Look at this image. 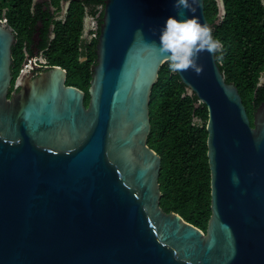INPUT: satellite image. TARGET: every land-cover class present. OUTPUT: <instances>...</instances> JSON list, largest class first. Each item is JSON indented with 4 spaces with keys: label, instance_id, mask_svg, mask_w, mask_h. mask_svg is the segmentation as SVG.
<instances>
[{
    "label": "water",
    "instance_id": "95a60500",
    "mask_svg": "<svg viewBox=\"0 0 264 264\" xmlns=\"http://www.w3.org/2000/svg\"><path fill=\"white\" fill-rule=\"evenodd\" d=\"M174 3L105 0L87 107L60 67L21 74L9 96L16 34L0 19V264H264V103L251 125L207 52L202 75L176 72L208 111L206 232L160 207L162 160L148 139L166 62L151 43L169 17L195 15L213 35L225 16L223 0L215 24L204 0L183 16Z\"/></svg>",
    "mask_w": 264,
    "mask_h": 264
},
{
    "label": "trees",
    "instance_id": "16d2710c",
    "mask_svg": "<svg viewBox=\"0 0 264 264\" xmlns=\"http://www.w3.org/2000/svg\"><path fill=\"white\" fill-rule=\"evenodd\" d=\"M63 2H69V7L65 17L57 20ZM104 3L105 0H49L36 4L34 0H0V19H6L17 36L12 49L15 76L23 60L25 42L40 31L50 66L67 72L66 85L85 93L87 107ZM223 3L225 16L213 34L223 43V60L218 65L226 82L237 86L253 125L254 113L264 103V0ZM204 7L206 19L215 24L219 15L217 0H204ZM87 11L98 26L90 42L82 39ZM185 90L179 76L164 64L151 94L148 146L162 160L161 209L166 214L179 215L205 233L212 214L208 111L203 105L196 109L198 99L184 97Z\"/></svg>",
    "mask_w": 264,
    "mask_h": 264
},
{
    "label": "clouds",
    "instance_id": "9594fccd",
    "mask_svg": "<svg viewBox=\"0 0 264 264\" xmlns=\"http://www.w3.org/2000/svg\"><path fill=\"white\" fill-rule=\"evenodd\" d=\"M196 2L197 0H191V3L189 0H175L177 16H183L185 11L195 14L196 8L193 5ZM151 47L164 57L172 73L191 70L197 76L202 75L204 67L198 61L203 52L211 54L215 63L223 60L222 41L214 38L212 29L207 24H202L195 15L184 19L169 17L161 30L159 45L152 42ZM17 83L19 84V81Z\"/></svg>",
    "mask_w": 264,
    "mask_h": 264
},
{
    "label": "flooded vegetation",
    "instance_id": "af4514ba",
    "mask_svg": "<svg viewBox=\"0 0 264 264\" xmlns=\"http://www.w3.org/2000/svg\"><path fill=\"white\" fill-rule=\"evenodd\" d=\"M46 2H49V0H43L42 2L39 3H46ZM34 3L35 4L37 3L36 0H34ZM68 7H69V2L62 3V10L59 13H57V20L65 17ZM88 15L90 16V18H92L91 20L94 19L93 16L89 14V12L87 11V13L85 14L84 31H83L84 33L82 39H84L87 42H90L92 41L91 37L92 34H94V31L92 29H89L90 32L89 36L85 35L86 19ZM96 30H98V26ZM86 34H88V32H86ZM52 38H54V36ZM44 43L45 40L40 31H38L35 35H33L28 42H25V46L23 48V60L20 64L19 73L16 76L13 73V66H12L13 79L9 90V96L12 94L18 95L20 93V88L17 86V80L21 74H26L28 77L34 80V79H39L42 76V74L45 73L47 70L54 68L50 66L48 62L46 56V49L43 48Z\"/></svg>",
    "mask_w": 264,
    "mask_h": 264
},
{
    "label": "rangeland",
    "instance_id": "374dc122",
    "mask_svg": "<svg viewBox=\"0 0 264 264\" xmlns=\"http://www.w3.org/2000/svg\"><path fill=\"white\" fill-rule=\"evenodd\" d=\"M43 0H36L37 3L42 2ZM92 18H90V16L88 15L87 19H86V29H85V35L89 36V29L94 28V23L93 20H91ZM86 32H88V34H86ZM262 84H264V78H262Z\"/></svg>",
    "mask_w": 264,
    "mask_h": 264
},
{
    "label": "built area",
    "instance_id": "2783aa9c",
    "mask_svg": "<svg viewBox=\"0 0 264 264\" xmlns=\"http://www.w3.org/2000/svg\"><path fill=\"white\" fill-rule=\"evenodd\" d=\"M4 24H6L7 23V20L6 19H3V20H1ZM93 25H94V28H92V30L94 31V32H96L97 30V23H96V21H95V19H93ZM96 37V35H95V33L94 34H92V39L93 38H95Z\"/></svg>",
    "mask_w": 264,
    "mask_h": 264
}]
</instances>
